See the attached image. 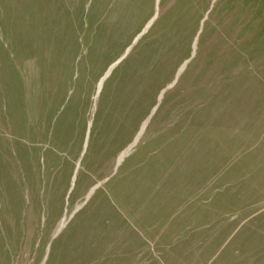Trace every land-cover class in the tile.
<instances>
[{
    "label": "rangeland",
    "instance_id": "374dc122",
    "mask_svg": "<svg viewBox=\"0 0 264 264\" xmlns=\"http://www.w3.org/2000/svg\"><path fill=\"white\" fill-rule=\"evenodd\" d=\"M0 264H264V0H0Z\"/></svg>",
    "mask_w": 264,
    "mask_h": 264
},
{
    "label": "bare ground",
    "instance_id": "6f19581e",
    "mask_svg": "<svg viewBox=\"0 0 264 264\" xmlns=\"http://www.w3.org/2000/svg\"><path fill=\"white\" fill-rule=\"evenodd\" d=\"M116 64V63H115ZM114 64V65H115ZM112 68V67H111ZM111 68H110V70H111ZM110 70H109V72H107V74L101 79V81H100V83H99V85H98V92L100 91V88H101V86H102V82H103V79L110 73ZM98 94V93H97ZM145 125H146V123L143 125V127H142V129H141V132H143V130H144V128H145ZM140 132V133H141ZM137 141V140H136ZM124 156H125V152H122L121 154H120V156H119V158H118V163H120L121 161H122V159L124 158ZM94 191V189H92L91 191H90V193H92ZM90 196V195H89Z\"/></svg>",
    "mask_w": 264,
    "mask_h": 264
},
{
    "label": "water",
    "instance_id": "95a60500",
    "mask_svg": "<svg viewBox=\"0 0 264 264\" xmlns=\"http://www.w3.org/2000/svg\"><path fill=\"white\" fill-rule=\"evenodd\" d=\"M152 22L153 21H151L150 22V24L147 26V28H146V30L150 27V25L152 24ZM146 30L144 31V32H146ZM138 39V38H137ZM137 39H136V41H137ZM129 51V50H128ZM122 60V59H121ZM121 60H119L115 65H113L112 66V68H111V70H110V73H111V71L114 69V67L121 61ZM110 73L103 79V82H102V85H103V83H104V81L107 79V77L110 75ZM101 89H102V86H101V88H100V91H101ZM100 91L98 92V94L100 93Z\"/></svg>",
    "mask_w": 264,
    "mask_h": 264
}]
</instances>
